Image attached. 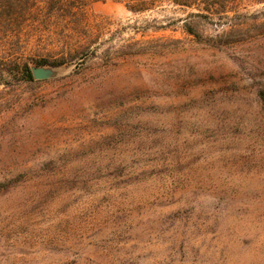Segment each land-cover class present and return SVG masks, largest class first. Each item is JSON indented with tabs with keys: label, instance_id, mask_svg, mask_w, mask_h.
<instances>
[{
	"label": "rangeland",
	"instance_id": "obj_1",
	"mask_svg": "<svg viewBox=\"0 0 264 264\" xmlns=\"http://www.w3.org/2000/svg\"><path fill=\"white\" fill-rule=\"evenodd\" d=\"M129 2L0 41L66 61L0 113V264H264V0Z\"/></svg>",
	"mask_w": 264,
	"mask_h": 264
},
{
	"label": "trees",
	"instance_id": "obj_2",
	"mask_svg": "<svg viewBox=\"0 0 264 264\" xmlns=\"http://www.w3.org/2000/svg\"><path fill=\"white\" fill-rule=\"evenodd\" d=\"M38 1L43 0H0L1 6H8L9 9L0 7V41H10L17 40L19 41V36L21 35V28L23 24V20L25 21L28 16L35 12V4ZM87 1H97V0H45L46 8L53 12L55 10L64 9L67 11H71L74 8L83 7L84 2ZM134 1V5L132 2H129L128 6L133 11H139L148 9L146 6V2L148 0H132ZM177 4H184L183 0H175ZM219 7L217 8L216 14L225 12L227 6L225 5V0H219V3H216ZM85 6V4H84ZM207 9L210 8L206 5ZM222 8V10H221ZM224 9V10H223ZM221 15V14H220ZM237 31V28H231L226 35L232 36ZM240 39H233V41H237ZM1 51L0 53V113L5 111L10 107V97L6 96L12 93V91L18 90L23 85H29L30 83L35 82L33 78V74L31 71L30 65L32 64L29 61H21L15 58L12 55H7ZM80 56L79 51H75L71 61L76 60ZM66 61L60 62H51L47 59H43L35 64L37 65H64Z\"/></svg>",
	"mask_w": 264,
	"mask_h": 264
},
{
	"label": "water",
	"instance_id": "obj_3",
	"mask_svg": "<svg viewBox=\"0 0 264 264\" xmlns=\"http://www.w3.org/2000/svg\"><path fill=\"white\" fill-rule=\"evenodd\" d=\"M33 78L35 80H46L63 75L64 70L61 69V65H37L32 63L30 65Z\"/></svg>",
	"mask_w": 264,
	"mask_h": 264
}]
</instances>
